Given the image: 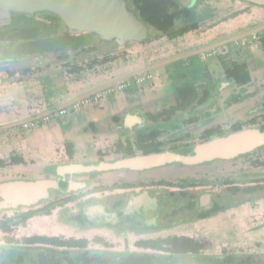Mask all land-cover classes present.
<instances>
[{
  "label": "flooded vegetation",
  "instance_id": "af4514ba",
  "mask_svg": "<svg viewBox=\"0 0 264 264\" xmlns=\"http://www.w3.org/2000/svg\"><path fill=\"white\" fill-rule=\"evenodd\" d=\"M124 2L146 27L142 40L74 34L54 13L0 6V128L43 115L0 130L8 148V159L0 155V264H263L264 250H223L210 263L203 254L210 239L264 245V220L246 229L236 221L264 205V92H250L262 84L264 63L251 52L264 56V31L200 50L263 25L264 7ZM98 51L116 55L77 65ZM114 63L130 66L100 85L153 70L69 104L100 86L75 94L76 78ZM31 126L57 138L42 157L33 145L9 150L14 130ZM205 147L223 156L200 159ZM193 156L198 162H181ZM22 183L39 184L14 201Z\"/></svg>",
  "mask_w": 264,
  "mask_h": 264
},
{
  "label": "water",
  "instance_id": "95a60500",
  "mask_svg": "<svg viewBox=\"0 0 264 264\" xmlns=\"http://www.w3.org/2000/svg\"><path fill=\"white\" fill-rule=\"evenodd\" d=\"M125 0H0V6L6 7L5 10L24 12L34 14L36 12L48 11L58 15L62 21L69 27L71 33L79 34L82 32L94 33L101 36L103 39H123V40H142L146 36V27L139 21L134 14L130 13L126 9ZM252 4H256L264 7V0H244ZM264 31V24L247 30L239 35L232 36L221 40L213 45L204 47L200 51H211L212 49L224 46L231 42H237L238 40L246 37L256 35ZM169 62V61H168ZM167 64V62H164ZM153 70L147 68L145 70L135 72L129 76L121 77L119 79L108 82L104 85H100L89 92L81 95L69 104H75L85 98L100 93L105 90H109L115 87L127 79L143 74L145 71ZM68 105V104H67ZM65 105V106H67ZM41 116L26 119L24 121L11 123L0 128L9 129L18 125H23L31 122H35L41 118ZM255 146L246 145L242 151H247ZM198 152V151H197ZM238 153L225 155L226 158H231ZM226 154V153H225ZM223 156V153L213 158ZM182 163L193 164L198 162L195 160V156L181 159ZM203 161H199L202 163ZM205 162V161H204ZM25 187L32 188L38 187L39 183H22Z\"/></svg>",
  "mask_w": 264,
  "mask_h": 264
},
{
  "label": "rangeland",
  "instance_id": "374dc122",
  "mask_svg": "<svg viewBox=\"0 0 264 264\" xmlns=\"http://www.w3.org/2000/svg\"><path fill=\"white\" fill-rule=\"evenodd\" d=\"M254 25H256V22L254 21V19H252L251 21H249L248 24L244 25V27H245L244 29L250 28ZM251 41H252V44L255 42L254 40H251ZM92 43L95 44L96 46L97 45L101 46L99 41L96 38H92ZM249 46H251V45H249ZM259 51L260 50L258 48L257 50H253V52H251V53H254V54L258 53L254 56L256 61H261V59H262V61L264 63V56ZM112 55H116V54L108 53L106 55V54H101L99 51L93 52L90 55L88 54V55L80 56L79 57L80 59H77L76 63H77V65H84V61H86L85 63L87 64L90 61H93L95 58L97 59L98 62H100V61H102V58L104 56H110L111 57ZM85 56H87V58H86V60H83ZM128 66H130V65H127V66L123 65L122 66L120 63L109 64L108 67H103L100 64L92 65L90 67V69H86V74H83L82 76H79L78 78L75 79L74 93L79 94V93L86 91L90 88H93L97 85L103 84V83L107 82L108 80L116 78V77L120 76L121 74H123L125 71H128L127 70ZM260 82H262L261 85H256V86L250 87V92H256V93L257 92H260V93L264 92V73L263 72H262V75L260 76ZM16 98H19V97H16ZM11 102H14V100L12 99ZM101 126H102V128H104L105 127L104 123H101ZM34 127L35 126H33V127L31 126L32 129H24L23 127H21L18 130H14L16 133L19 134V136H18V139H15V137H13L12 146H11V148H13V149H9V150L14 151V149H15L18 152V149L21 147H24V146L25 147L26 146L31 147L33 145V147L38 149L39 157L44 156L45 155L44 149H46L47 146L51 145L53 143V141L57 140V138L56 137L54 138L55 134L53 133L52 130L51 131L49 129H40L39 130L38 128H34ZM5 135H7V134H5ZM59 141H56V142L61 143L63 141L62 136L59 139ZM0 145H1L0 146L1 157H4L5 155L7 156L8 152L6 154V151H8V148H6L7 150L3 149L4 145L1 143H0ZM42 148H44V149H42ZM3 151H4V153H2ZM47 152L48 151H46V153ZM5 158L8 159V156ZM263 220H264V205L261 206L260 210H256V211H252V212H249V211L248 212L247 211L241 212L236 217V221L239 222V224L242 225V227L244 229H246V227H248L249 225H254L253 222H255V221L262 222ZM250 229L252 230L253 228H250ZM209 242L211 244V245H208V247H207L209 249V252L207 251V253L203 254V258L205 257V259L208 263H210L212 260H214L212 258H216V257L220 256L223 253V250H227V251L230 250L231 251L233 248H235V250H234L235 253L247 252V251H256V250H260L263 253V250H264V245L258 246V247L257 246H244V247L240 248V247H231V246H225V247L224 246H218L217 243L213 239H210ZM196 262H198V260L195 258V259H187L186 261L179 263V264H195Z\"/></svg>",
  "mask_w": 264,
  "mask_h": 264
},
{
  "label": "bare ground",
  "instance_id": "6f19581e",
  "mask_svg": "<svg viewBox=\"0 0 264 264\" xmlns=\"http://www.w3.org/2000/svg\"><path fill=\"white\" fill-rule=\"evenodd\" d=\"M236 147V146H235ZM230 150V149H229ZM200 151H202L200 154H201V156H200V159L201 158H205V157H213V156H215V155H217V154H220L219 153V151H216V148H202V149H200L198 152H197V154L196 155H198L199 154V152ZM208 152V153H207ZM205 153V154H204ZM204 154V155H203ZM195 155V156H196ZM204 160H207V159H204ZM204 160H201V161H204ZM147 163H151V161H148ZM131 165H133V164H131ZM133 167V166H132ZM62 174V173H61ZM76 187H78V186H76ZM18 189V188H17ZM38 189V188H37ZM41 189V188H40ZM22 192L19 194V191L18 192H15V196H18V198L16 197H14V201H20V200H26L27 199V197L28 198H30L29 196L34 192L32 189H28V188H22V189H20ZM39 191V190H38ZM11 199H12V197H11ZM16 199H18V200H16ZM30 200V199H29Z\"/></svg>",
  "mask_w": 264,
  "mask_h": 264
},
{
  "label": "trees",
  "instance_id": "16d2710c",
  "mask_svg": "<svg viewBox=\"0 0 264 264\" xmlns=\"http://www.w3.org/2000/svg\"><path fill=\"white\" fill-rule=\"evenodd\" d=\"M79 45H80V42H79L78 40H76V43H75V47H76V49L79 47ZM194 248H195L194 245H190V244H189L188 247H187L188 252H189V253H194V252H195Z\"/></svg>",
  "mask_w": 264,
  "mask_h": 264
}]
</instances>
